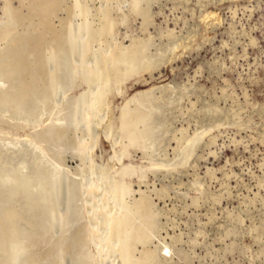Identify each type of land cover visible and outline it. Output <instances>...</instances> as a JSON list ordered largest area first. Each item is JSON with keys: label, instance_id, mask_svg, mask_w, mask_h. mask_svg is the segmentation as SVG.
<instances>
[{"label": "rangeland", "instance_id": "1", "mask_svg": "<svg viewBox=\"0 0 264 264\" xmlns=\"http://www.w3.org/2000/svg\"><path fill=\"white\" fill-rule=\"evenodd\" d=\"M48 2L0 0V55L26 42L25 65L0 69V264H119L109 222L120 211L143 235L139 264H264V0H57L50 14ZM116 53L121 73L134 53L133 74L113 75ZM154 86L166 87L152 92L161 130L132 99ZM212 123L187 164L153 166ZM126 165L136 170L118 175Z\"/></svg>", "mask_w": 264, "mask_h": 264}, {"label": "bare ground", "instance_id": "2", "mask_svg": "<svg viewBox=\"0 0 264 264\" xmlns=\"http://www.w3.org/2000/svg\"><path fill=\"white\" fill-rule=\"evenodd\" d=\"M72 2V1H71ZM67 3V2H66ZM138 3V2H137ZM136 3V4H137ZM40 4V3H39ZM136 4H135V6H136ZM139 4V3H138ZM42 5V4H41ZM41 5H40V7H41ZM47 5V8L46 9H48V11H49V14L50 13H52V10L53 9H55V7L57 6V0H49V2L46 4ZM43 8V7H42ZM45 9V10H46ZM48 11L47 12H44V14H47L48 13ZM66 11V10H65ZM91 11V10H90ZM71 12V11H70ZM88 12H89V10H88ZM93 12V11H92ZM87 13V12H86ZM69 14H71V13H69ZM88 14V13H87ZM88 15H90V14H88ZM97 18V17H96ZM113 18V17H112ZM47 19V18H46ZM99 19H100V17H99ZM103 19H105V20H107L108 19V21L106 22V26H107V23L109 22V25L111 26V17H110V15H109V13L107 12V14L105 15V17H103ZM45 22V21H44ZM43 23V22H42ZM46 23V22H45ZM44 23V24H45ZM49 24V23H48ZM108 25V26H109ZM114 25V24H113ZM45 26V25H44ZM47 26H50V25H47ZM106 26L104 25L103 27L104 28H106ZM49 28V27H48ZM102 28V27H101ZM110 28V27H109ZM108 28V29H109ZM8 30V29H7ZM6 30V31H7ZM49 31H51V30H49ZM106 31L107 30H105V32L104 33H106ZM4 32V31H3ZM6 33H8V32H6ZM57 33V32H56ZM109 33V32H108ZM3 34H5V33H3ZM2 34V35H3ZM9 34H11L10 32H9ZM1 35V34H0ZM6 35H8V34H6ZM12 35V34H11ZM25 35V34H24ZM42 35V34H41ZM47 35V34H46ZM104 35V34H103ZM22 36V35H21ZM29 36V35H28ZM27 36V37H28ZM51 36V35H50ZM102 36V35H101ZM167 36V35H166ZM2 37V36H1ZM5 37H8V36H4V38ZM64 37V36H63ZM104 37H105V35H104ZM46 37H44V39H45ZM53 38V37H52ZM41 39V38H40ZM39 38H37L36 40H35V42H34V45L36 46V48H37V46H38V44H40L41 45V40H40ZM54 39V38H53ZM19 40V39H18ZM18 40H16V41H18ZM23 40V39H22ZM19 41V42H17L16 43V41H15V45H14V47L12 48V49H9V50H7L6 52H4L3 54H1L0 55V69L1 68H7L6 70H8L9 72H12V71H17V69L20 67H22L23 65H25L24 64V58L26 57L25 56V51H26V42H25V39H24V41ZM54 40H56V42H54V43H57V42H60L61 40H62V38H61V36L60 35H58V34H56V36H55V39ZM100 41V40H99ZM134 41V40H133ZM14 42V41H13ZM43 42V41H42ZM45 42H46V40H45ZM134 43V42H133ZM43 44V43H42ZM45 44V43H44ZM56 45V44H55ZM137 45V44H136ZM135 45V46H136ZM229 45V44H228ZM42 46V45H41ZM46 46V45H45ZM60 46V45H59ZM90 46V45H89ZM141 46V45H140ZM175 46H177V45H175ZM4 47V46H3ZM53 47V46H52ZM137 47H139V46H137ZM136 47V48H137ZM178 47V46H177ZM42 48V47H41ZM59 48V47H58ZM115 48V47H114ZM116 48H118V47H116ZM115 48V52L117 51V49ZM39 49V48H38ZM44 49V48H43ZM47 49V48H46ZM46 49H45V51H46ZM55 49V48H54ZM85 49V48H84ZM128 49V48H127ZM132 48H130V50H131ZM139 49V48H138ZM36 50V49H35ZM40 50V49H39ZM47 50H49V49H47ZM86 50V49H85ZM89 50V49H88ZM120 50V49H119ZM52 51V50H51ZM80 51V50H79ZM127 51H129V50H127ZM132 51V50H131ZM58 53L60 52V49H59V51H57ZM77 52V51H76ZM90 52V51H89ZM120 52V51H119ZM134 52V51H133ZM146 52V51H145ZM122 53H124V52H122ZM88 54V53H87ZM127 53H125V55H126ZM129 54V53H128ZM134 54V53H133ZM132 53H131V56L130 57H128L127 55H126V59H128V58H130V59H128L127 60V64H128V61H129V63H130V65H129V67L131 68V67H134V65H136L137 66V64H136V60L134 59L135 58V56L133 55ZM139 54V53H138ZM56 55V54H55ZM119 55L120 54H114V55H111V57L110 58H107V59H105V61H106V63H107V61H110L111 63H109L108 64V67L109 66H111L112 64H113V66L116 68L115 69V73H113V75H116L115 77L116 78H123L125 75H127V74H129L127 71L130 69V68H128V70L127 69H125V70H127V71H124V73H121V72H119V70H120V67H121V65H119V66H117V64H119L120 63V58L122 57L121 55V57H119ZM81 56V55H80ZM79 56V57H80ZM123 56H124V54H123ZM83 57V56H82ZM128 57V58H127ZM136 57H138V56H136ZM141 58V57H140ZM147 58V57H146ZM38 59H40V57L38 58ZM81 59V58H80ZM142 59V58H141ZM141 59H139L138 58V60H141ZM144 59V58H143ZM87 60V59H86ZM122 60V59H121ZM145 60V59H144ZM39 61V60H38ZM37 61V62H38ZM64 61V60H63ZM41 62H43V61H41ZM51 62V61H50ZM82 62V61H81ZM104 62V61H103ZM119 62V63H118ZM125 62V61H124ZM139 62H141V61H139ZM145 62H147L146 60H145ZM99 63H100V61H99ZM150 63V62H149ZM34 64V63H33ZM120 64H123L122 63V61H121V63ZM125 64V63H124ZM126 64V65H127ZM141 64H143V60H142V63ZM27 65V64H26ZM39 65V64H38ZM70 65V64H69ZM68 65V66H69ZM125 65V66H126ZM139 65V64H138ZM151 65H153V62L151 63ZM151 65H147V66H144V67H142V68H144L143 70L145 71V69H151L152 67H151ZM30 65H28V67H29ZM37 66V65H36ZM40 66H41V63H40ZM39 66V67H40ZM141 66V65H140ZM139 66V67H140ZM38 67V68H39ZM55 67V66H54ZM65 67V66H64ZM64 67H63V69H64ZM75 67V66H74ZM96 67V66H95ZM107 66H106V69L108 68ZM114 67H111V68H114ZM139 67L137 68V69H139ZM33 68H36V67H33ZM42 68V67H41ZM62 68V67H61ZM69 68V67H68ZM92 68V67H91ZM94 68V67H93ZM110 68V69H111ZM154 68H155V66H154ZM23 69H24V67H23ZM54 69V68H53ZM67 69V68H66ZM74 69V68H73ZM95 69V68H94ZM99 69V68H98ZM109 69V68H108ZM109 69V70H110ZM28 70H29V68H28ZM36 70V69H35ZM45 69H43L42 71H44ZM90 70V69H89ZM102 70V69H101ZM113 70V69H112ZM130 70H133L134 71V68L133 69H130ZM21 70L19 69V72H20ZM37 71V70H36ZM48 71V70H47ZM57 71L58 70H56V72L55 73H57ZM72 71H74V70H72ZM92 71V70H91ZM95 71V70H94ZM103 71H105V70H103ZM132 71V72H133ZM27 72V71H26ZM97 72V71H96ZM123 72V71H122ZM135 72V71H134ZM138 72H139V70H138ZM13 73V72H12ZM94 73V72H93ZM106 74H107V76L110 74H108V72H105ZM152 73V72H151ZM25 74V73H24ZM59 74V73H58ZM66 74H68V73H66ZM65 74V75H66ZM71 74V73H70ZM131 74H133V73H130V75ZM137 74V73H136ZM13 75V74H12ZM33 75V74H32ZM36 75V74H35ZM57 75V74H56ZM69 75V74H68ZM68 75L67 76H65V77H68ZM100 75V74H99ZM103 75V77H105V74H102ZM129 75V76H130ZM8 76H9V74H8ZM40 76V75H39ZM93 76V75H92ZM112 76V75H111ZM31 77V76H30ZM128 76H126V78H127ZM131 77V76H130ZM41 78V77H40ZM44 78V77H43ZM60 78H61V76H60ZM79 78V77H78ZM111 79H113L114 80V78H112V77H110ZM121 78V79H122ZM82 79V78H81ZM99 79V78H98ZM105 79H108V78H105ZM2 80V79H1ZM67 80V79H66ZM73 80V79H72ZM108 80H110V79H108ZM51 81V80H50ZM110 81H112V80H110ZM45 82V81H44ZM55 82H57V81H55ZM85 82V81H84ZM98 82V81H97ZM100 82V81H99ZM103 82V81H102ZM121 82H123V81H121ZM65 83V82H64ZM72 83V82H71ZM77 83V82H76ZM89 83H91L90 81H89ZM92 83H94L93 81H92ZM107 83V82H106ZM24 84V83H23ZM55 84H57V83H55ZM68 84V83H67ZM104 84V83H103ZM118 84V83H117ZM121 84H123V83H121ZM4 85V84H3ZM21 85V84H20ZM100 85H102V84H100ZM105 85V84H104ZM107 85H109V83L107 84ZM5 86V85H4ZM51 86V85H50ZM60 86V85H59ZM0 87H2V86H0ZM67 87V86H66ZM99 87V86H98ZM111 87V86H110ZM21 88V87H20ZM42 88V87H41ZM57 88V87H56ZM69 88V87H68ZM112 88V87H111ZM110 88V89H111ZM122 88V87H121ZM166 89V87H158V86H154V87H152V88H150V89H148V90H145V91H138L133 97H132V99L134 100H136V99H142V100H145V103H148L149 105H151L150 107V110H149V112L148 113H146V114H143V115H141L140 117H141V119L143 118H150L149 116H151V117H155V119H157V120H155V122L157 121V122H159L160 121V124H158V126H156V124H155V126H156V129H158V130H161L162 128L161 127H163V126H165V122H166V118L164 117V114H163V108L165 107L164 105H162L161 104V102L160 103H158L157 102V99L158 98H156L155 96H154V94L152 93V92H154V90L155 89ZM176 88V87H175ZM43 89V88H42ZM49 89V88H48ZM70 89V88H69ZM115 89V88H114ZM113 89V90H114ZM164 89V90H165ZM181 89V88H180ZM45 90V89H44ZM54 90V89H53ZM65 90V89H64ZM105 90H107V87H106V89ZM109 90V89H108ZM112 90V91H113ZM170 90H171V87H170ZM176 90V89H175ZM96 91V90H95ZM177 91V90H176ZM186 91V90H185ZM65 92V91H64ZM101 92V91H100ZM104 92V91H103ZM102 92V93H103ZM165 92H166V90H165ZM55 93V92H54ZM94 93V92H93ZM96 93V92H95ZM101 93V94H102ZM106 93L108 94V92L106 91ZM109 93H111V92H109ZM119 93L121 94L122 92H120L119 91ZM68 94V93H67ZM85 94H87L86 92H85ZM99 94L100 95V97L102 98L104 95L102 94ZM105 94V93H104ZM162 94H164L163 93V91H162ZM185 94V93H184ZM7 95V94H6ZM35 95V94H34ZM42 95V94H41ZM88 95V94H87ZM98 95V96H99ZM119 95V94H118ZM45 96H47L46 94H45ZM97 96V102H98V100L100 99V101H102L101 100V98H99ZM107 96V95H106ZM121 96V95H120ZM7 97V96H6ZM86 97L87 96H85L84 98H85V102H86ZM105 97V96H104ZM4 98H5V96H4ZM12 98V97H11ZM14 98V97H13ZM17 98V97H16ZM22 98V97H21ZM48 98H49V96H48ZM52 98V97H51ZM50 98V99H51ZM55 98V97H54ZM83 98V99H84ZM93 98H94V96H93ZM106 98H108V97H106ZM162 98V97H161ZM171 98V97H170ZM173 98H174V96H173ZM50 99H48V100H50ZM56 99V98H55ZM160 99V98H159ZM11 100V99H10ZM54 100V99H53ZM105 100V99H104ZM13 101V100H12ZM137 101V100H136ZM135 101V102H136ZM168 101H169V99H168ZM46 102V101H45ZM53 102V101H52ZM82 102V101H81ZM84 102V103H85ZM94 101H92L91 103L92 104H94L93 103ZM91 103H88L89 105L88 106H92L91 105ZM99 103V102H98ZM102 103V105L103 104H105V103H103V101L101 102ZM129 103V102H128ZM139 104H141L140 102H138ZM95 104H96V101H95ZM94 104V105H95ZM134 104V103H133ZM106 105V104H105ZM129 105V104H128ZM53 106V105H52ZM57 106V105H56ZM81 106H83V105H81ZM130 106V105H129ZM128 106V107H129ZM141 106V105H140ZM79 107V106H78ZM141 107H143V105L141 106ZM140 107V108H141ZM214 107V106H213ZM127 108V107H126ZM216 108V107H215ZM58 109V108H57ZM56 109V110H57ZM63 109V108H62ZM89 109V108H88ZM129 109H132V107L130 108L129 107ZM128 109V110H129ZM47 110V109H46ZM54 110V109H53ZM65 110V109H64ZM81 110V109H80ZM140 110V109H139ZM147 110V111H148ZM213 110V109H212ZM215 110H217V109H215ZM52 111V110H51ZM61 111V110H60ZM95 111V110H94ZM103 110H101V112H102ZM130 111V110H129ZM128 111V112H129ZM134 111V110H133ZM49 112V111H48ZM81 112V111H80ZM109 112V111H108ZM107 112V113H108ZM125 112H126V110H125ZM139 112V111H138ZM209 112H210V110H209ZM63 113V112H62ZM89 113V112H88ZM133 113V112H132ZM131 113V111H130V113H125V114H132ZM135 113V112H134ZM133 113V114H134ZM216 113V112H215ZM45 114H48L47 112L45 113ZM44 114V115H45ZM79 114V113H78ZM83 114V113H82ZM138 114V113H137ZM212 114H213V112H212ZM12 115V114H11ZM106 115H107V117H108V114H106L105 113V115H104V117L106 118ZM140 115V114H139ZM25 116V115H24ZM46 116V115H45ZM64 116V115H63ZM102 116V115H101ZM132 116H136V115H132ZM18 117V116H17ZM21 117V116H20ZM61 117V116H60ZM83 117H84V115H83ZM89 117H91V116H89L88 115V117L87 118H89ZM104 117H101V118H103V120L105 119ZM127 117V116H126ZM125 117V118H126ZM139 117V118H140ZM43 118H44V116H43ZM129 118V117H128ZM131 118V117H130ZM134 118V117H133ZM133 118H132V120H133ZM138 118V119H139ZM21 119V118H20ZM63 119V118H62ZM85 119V118H84ZM107 119V118H106ZM122 119H123V117H122ZM26 120V119H25ZM83 120V119H82ZM88 120H90V119H88ZM128 120V119H127ZM137 120V119H136ZM65 121H66V119H65ZM86 121V120H85ZM138 121V120H137ZM153 121V120H152ZM152 121H151V123H152ZM30 122V121H29ZM58 122V121H57ZM78 122V121H77ZM87 122V121H86ZM89 122H91V121H89ZM94 122V121H93ZM98 122V121H97ZM122 122V121H121ZM129 123H130V121H128ZM131 122H134V120L133 121H131ZM136 122V121H135ZM143 122V121H142ZM88 123V122H87ZM92 123V122H91ZM90 123V124H91ZM105 123V122H104ZM22 124V123H21ZM65 124V123H64ZM89 124V123H88ZM94 124H95V122H94ZM109 124V123H108ZM125 125L123 126V127H127L126 126V123H124ZM134 124H137V122L136 123H134ZM133 124V125H134ZM153 124H154V122H153ZM66 125V124H65ZM107 125V124H106ZM123 125V124H122ZM144 125V124H143ZM146 125V124H145ZM90 126V125H89ZM88 126V127H89ZM93 126V125H92ZM95 126V125H94ZM102 126V125H101ZM100 126V128H102ZM107 126H110V125H107ZM113 126V125H112ZM137 126V125H136ZM217 126V124H215V123H212L211 125H209L207 128H206V130L204 131V132H194L193 134H191V135H187V136H183V135H181V139H180V141H179V144H178V146H177V148H176V152H175V154H174V157H173V159H165L164 161H162L161 163H152L153 164V166L155 165V166H157V165H159V167H166V168H169V169H171V170H173V169H175L177 166H183V165H185V164H187L190 160H191V158L194 156V154H195V152H196V150H197V148L201 145V143H202V141H203V139H204V134H208L211 130H213L215 127ZM59 127H61L60 125H59ZM59 127H57V128H59ZM129 127V126H128ZM138 127V126H137ZM151 127H152V125H151ZM66 128V127H65ZM68 128V127H67ZM91 128V127H90ZM93 128V127H92ZM95 128V127H94ZM134 127H132V124H131V128H129V130L130 129H133ZM96 129V128H95ZM107 129H108V127H107ZM124 130H125V128H123ZM85 130H87L88 131V129H85ZM97 130V129H96ZM117 130V129H116ZM187 130V129H186ZM58 131V130H57ZM83 132H84V130H82ZM66 132V131H65ZM76 132H80V131H76ZM97 132V131H96ZM135 132V131H134ZM58 134H60L59 133V131L57 132ZM82 133V132H81ZM88 134L90 133V132H87ZM86 133V134H87ZM92 133H93V130H92ZM97 133H100V132H97ZM105 133V132H104ZM136 133V132H135ZM140 133H141V131H140ZM144 133V132H143ZM159 133V132H158ZM83 134V133H82ZM86 134H84V135H86ZM60 135H62V134H60ZM98 135V134H97ZM105 135V134H104ZM111 135H112V133H111ZM138 135H139V133H138ZM142 134H140V136H141ZM177 135V134H176ZM64 136V135H63ZM95 136V135H94ZM107 136H109L110 137V132H109V134L107 133ZM106 135H105V137H107ZM132 137L133 136H135V134L134 135H131ZM137 136V135H136ZM134 137L133 139L135 140V138H136V140L138 141V139H139V137ZM151 136V135H150ZM61 137V136H60ZM89 137V136H88ZM98 137V136H97ZM99 137H100V135H99ZM99 137L97 138V140L99 139ZM142 137V136H141ZM160 137V136H159ZM175 137V136H174ZM94 138V137H93ZM124 138H128V135H127V137H124ZM123 138V139H124ZM176 138V137H175ZM92 139V138H91ZM109 139V138H108ZM111 139V138H110ZM109 139V140H110ZM120 139H121V137H120ZM142 139V138H141ZM140 139V140H141ZM155 139V138H154ZM214 139H215V137H214ZM36 140V139H35ZM96 140V139H95ZM96 140V141H97ZM108 140V141H109ZM127 140V139H126ZM145 139L143 138V141H144ZM79 140H77V142H78ZM128 141H129V139H128ZM130 141H131V139H130ZM26 142V141H25ZM27 142H29V141H27ZM84 142H85V140H84ZM93 142V141H92ZM125 142V141H124ZM139 142V141H138ZM176 142H178V140H176ZM15 143V142H14ZM29 143H31V141L29 142ZM33 143V142H32ZM31 143V144H32ZM98 143V142H97ZM121 143H122V141H121ZM121 143H119V144H121ZM137 143V142H136ZM140 143V142H139ZM138 143V144H139ZM144 143V142H143ZM150 143V142H149ZM18 144V143H17ZM82 144V143H81ZM91 144V143H90ZM96 144V143H95ZM125 144V143H124ZM154 144H155V142H154ZM15 145V144H14ZM19 145H21L20 143H19ZM24 145V144H23ZM35 145V144H34ZM84 144H82V146H83ZM93 144H91V146H92ZM122 145V144H121ZM132 145H133V143H132ZM143 145V144H142ZM151 145H152V142H151ZM26 146V145H25ZM96 146V145H95ZM139 146V145H138ZM156 146V145H155ZM81 147V146H80ZM97 147V146H96ZM125 147V146H124ZM129 147V146H128ZM151 147V146H150ZM92 148V147H91ZM94 149H95V147H93ZM92 148V149H93ZM65 149V148H64ZM87 149V148H86ZM143 149V148H142ZM154 149H156V148H154ZM34 150V149H33ZM38 150V149H37ZM114 150V149H113ZM141 150V149H140ZM40 151V150H39ZM83 151H85V149L83 150ZM82 151V152H83ZM96 151V150H95ZM94 151V152H95ZM31 152V151H30ZM33 152V151H32ZM93 152V151H92ZM156 152V151H155ZM152 153H153V151H152ZM118 154V153H117ZM121 154V153H120ZM145 154H146V152H145ZM123 156H124V153L122 154ZM48 156V155H47ZM118 155H116V157H117ZM121 156V155H120ZM54 157V156H53ZM152 157H153V155H152ZM119 158V157H118ZM121 158V157H120ZM119 158V159H120ZM45 159H46V157H45ZM83 161V160H82ZM112 161H114V158H113V160ZM121 162L123 161V160H120ZM120 161H118L119 163H120ZM49 162V161H48ZM84 162V161H83ZM45 163H46V161H45ZM89 163V162H88ZM50 164V163H49ZM110 164V163H109ZM84 165V164H83ZM50 166H51V164H50ZM87 166V165H86ZM135 166V165H134ZM79 167V166H78ZM133 166L132 165H126V166H122L121 167V169L118 171V175L120 174V176L122 175H124L125 176V173L126 172H128L129 170H130V168H132ZM51 168V167H50ZM49 168V169H50ZM62 168V167H61ZM135 168V167H134ZM133 169V168H132ZM51 170V169H50ZM98 170V169H97ZM134 170V169H133ZM135 170H136V168H135ZM134 170V171H135ZM53 171V170H52ZM94 171V170H93ZM60 172V171H59ZM61 173V172H60ZM94 174V173H93ZM129 174H130V172H129ZM134 174V173H133ZM80 175V174H79ZM105 175V174H104ZM107 175V174H106ZM135 175H136V173H135ZM155 175V174H154ZM8 176V175H7ZM22 176H23V174H22ZM25 176V175H24ZM23 176V177H24ZM123 176V177H124ZM8 178V177H7ZM16 178V177H15ZM60 178H61V176H60ZM111 179V178H110ZM56 180V179H55ZM73 180V179H72ZM120 180V179H119ZM118 180V181H119ZM69 181V180H68ZM117 181V182H118ZM125 181V180H124ZM22 182V181H21ZM74 182V181H73ZM82 182V181H81ZM121 182V181H120ZM126 182V181H125ZM23 183V182H22ZM34 183V182H33ZM61 183V182H60ZM77 183V182H76ZM6 184V183H5ZM11 184V183H10ZM16 184V183H15ZM21 184V183H20ZM123 184H124V182H123ZM130 184H132V183H130ZM12 185V184H11ZM36 185V184H35ZM116 185V184H115ZM133 185V184H132ZM31 186V185H30ZM123 187L125 186V184L124 185H122ZM130 186V185H129ZM134 186V185H133ZM6 187V186H5ZM29 187V186H28ZM37 187V186H36ZM39 187H43L42 185H40V186H38V189H39ZM117 187V186H116ZM14 188V187H13ZM16 188H17V185H16ZM121 188V187H120ZM126 188V187H125ZM0 189H2V188H0ZM127 189H129V188H127ZM127 189H123L122 190V192H124V191H126ZM12 190V189H11ZM10 190V191H11ZM33 190V189H32ZM62 190V189H61ZM15 190H13V192H14ZM35 191V190H34ZM39 191V190H38ZM40 191H42V189L40 190ZM54 191H55V189H54ZM117 191H120V189H118ZM1 192V191H0ZM23 192V191H22ZM36 192H37V190H36ZM47 192V191H46ZM48 192H50V190L48 191ZM121 192V191H120ZM120 192H117V193H120ZM127 192V191H126ZM2 193L3 192H1L0 193V196L2 195ZM7 193V192H6ZM18 193H20L19 191H18ZM24 193V192H23ZM27 193V192H26ZM37 193H39V192H37ZM71 193V192H70ZM128 193V192H127ZM9 194V193H8ZM12 194V196L15 194V196L17 195L16 193H11ZM31 194H32V192H31ZM86 194V193H85ZM95 194V193H94ZM4 195V194H3ZM38 195V194H37ZM27 196V195H26ZM49 196V195H48ZM68 196V195H67ZM118 196V195H117ZM25 197V196H24ZM33 197V196H32ZM34 197H35V195H34ZM51 197V196H50ZM93 197V196H92ZM124 198V195L123 196H120L119 198ZM143 197V196H142ZM12 198V197H11ZM17 198V197H16ZM26 198V197H25ZM67 199L66 200H68V197H66ZM89 198H91V196L89 197ZM94 198V197H93ZM96 198V197H95ZM36 199V198H35ZM44 199H45V197H44ZM48 199V198H47ZM88 199V198H87ZM149 199V198H148ZM33 200V199H32ZM94 200V199H93ZM25 201V200H24ZM35 201V200H34ZM65 201V200H64ZM75 201V200H74ZM80 201V200H79ZM78 201V202H79ZM97 201V200H96ZM75 202H77V201H75ZM125 202V201H124ZM24 203H26V202H24ZM28 203V202H27ZM34 203V202H33ZM41 203V202H40ZM48 203V202H47ZM58 203V202H57ZM92 203V202H91ZM104 203V202H103ZM126 203V202H125ZM128 203V202H127ZM48 204H50V203H48ZM47 204V205H48ZM86 204V203H85ZM139 204L140 203H138V205H136V206H139ZM39 205V204H38ZM46 205V204H45ZM78 205V204H77ZM76 205V206H77ZM91 205V204H90ZM90 205H87V206H90ZM130 205V204H129ZM72 206V205H71ZM79 206V205H78ZM77 206V209L78 208H80V207H78ZM108 207H109V205H107ZM128 206V205H127ZM144 206V205H143ZM30 207V206H29ZM31 207H32V205H31ZM38 207V206H37ZM41 207V206H40ZM99 207V206H98ZM107 207V208H108ZM111 207V206H110ZM109 207V208H110ZM124 207V206H123ZM131 207V206H130ZM142 207V206H141ZM43 208V207H42ZM120 208V207H119ZM139 208V207H138ZM47 209V208H46ZM96 209V208H95ZM124 209V208H123ZM51 209H49V211H50ZM13 211V210H12ZM78 211V210H77ZM101 211V210H100ZM88 212V211H87ZM90 212V211H89ZM97 212V211H96ZM121 212V211H120ZM119 212V214L117 213L115 216H113L112 214H111V216H113L114 218L112 219V220H110V228L111 229H113L114 227V230L112 231V233L110 234L113 238H116L117 239V244H119L118 245V247H119V249H118V253H119V264H139V262H137L135 259H137V258H135L134 259V256L132 255V250H134L133 249V246L135 245V243L137 242V241H143V239H142V237H143V235H141V234H139V233H137V232H130V230L133 228V226H131V222H130V218H128V217H126V215H127V213H125V215L122 213H120ZM49 213V212H48ZM11 214H13V212L11 213ZM53 214V213H52ZM89 214V213H88ZM99 214V213H98ZM44 215V214H43ZM54 215V214H53ZM74 215V214H73ZM102 215V214H101ZM105 215V214H104ZM109 215V214H108ZM15 216V215H14ZM13 216V217H14ZM91 216H92V214H91ZM99 217V216H98ZM103 217V216H102ZM105 217V216H104ZM61 218V217H60ZM112 218V217H111ZM3 219H1V221H2ZM101 221V220H100ZM14 222V221H13ZM67 222V221H66ZM77 223V222H76ZM91 223V222H90ZM63 224H64V222H63ZM66 224V223H65ZM65 224H64V226H65ZM71 224V223H70ZM88 224H89V222H88ZM103 224V223H102ZM57 225V224H56ZM105 225V224H104ZM144 226H147V225H144ZM70 227H71V225H70ZM91 227V226H90ZM58 228V227H57ZM65 227H63V229H64ZM66 229V228H65ZM110 229V230H111ZM134 229V228H133ZM129 232H130V234H132V235H129ZM24 233V232H23ZM95 233V232H94ZM26 234V233H25ZM68 234V233H67ZM65 235V234H64ZM4 236V235H3ZM152 236V235H151ZM67 237V236H66ZM97 237V236H96ZM65 238V237H64ZM66 239V238H65ZM110 239V238H109ZM142 239V240H141ZM69 240V239H68ZM98 241V240H97ZM103 241H105L104 240V238H103ZM64 242V241H63ZM67 242V241H66ZM115 242V241H114ZM6 243V242H5ZM101 243V242H100ZM59 244H61V243H59ZM113 245H114V243H112ZM109 245H110V243H109ZM108 245V246H109ZM103 246V245H102ZM116 246V245H115ZM95 247H96V245H95ZM67 248H69V247H67ZM134 248H135V246H134ZM168 249V248H167ZM66 250V249H65ZM108 250V249H107ZM150 251H152L151 249H150ZM164 251V250H163ZM167 251V254H168V250H166ZM67 252V251H66ZM105 252V251H104ZM110 252V251H109ZM117 252V251H116ZM147 253V252H146ZM151 253V252H150ZM150 253L149 254H146L145 255V260H147L148 258H151V255H150ZM153 253H154V251H153ZM156 253V252H155ZM102 254V253H101ZM131 254V255H130ZM115 257H116V255H115ZM111 259V258H110ZM115 259V258H114ZM139 261H141V260H139ZM146 262V261H145ZM112 263H114V262H112ZM97 264V263H96ZM116 264V263H115Z\"/></svg>", "mask_w": 264, "mask_h": 264}]
</instances>
